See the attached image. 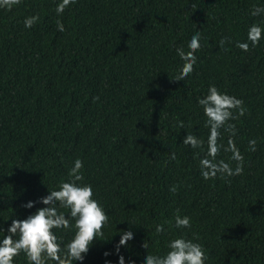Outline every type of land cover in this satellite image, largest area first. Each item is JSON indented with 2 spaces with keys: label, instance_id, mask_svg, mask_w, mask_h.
Segmentation results:
<instances>
[{
  "label": "trees",
  "instance_id": "1",
  "mask_svg": "<svg viewBox=\"0 0 264 264\" xmlns=\"http://www.w3.org/2000/svg\"><path fill=\"white\" fill-rule=\"evenodd\" d=\"M58 3L21 0L0 9V239L13 219L45 207L23 205L57 190L80 159L77 183L92 186L109 223L106 240L74 264H119L121 255L124 264H146L148 253L165 255L180 236L202 245L205 264H264V39L254 48L249 42L248 52L235 46L253 23L264 28V13L251 15L264 0H76L62 15ZM197 32L194 71L174 81L184 63L176 49L188 51ZM210 85L247 110L229 121L242 175L201 176L209 129L197 101ZM220 132L227 146L230 133ZM187 134L203 147L185 146ZM231 155L221 149L216 159L234 169ZM177 210L191 228L175 227ZM128 230L134 238L117 253ZM54 231L65 244L74 235ZM13 264H28L24 253Z\"/></svg>",
  "mask_w": 264,
  "mask_h": 264
},
{
  "label": "clouds",
  "instance_id": "2",
  "mask_svg": "<svg viewBox=\"0 0 264 264\" xmlns=\"http://www.w3.org/2000/svg\"><path fill=\"white\" fill-rule=\"evenodd\" d=\"M75 2L76 0H60L55 9L56 13L62 15L68 6ZM20 3L21 0H0V9L10 11L13 6ZM262 13H264V7H254L251 15L259 16ZM38 20V15L26 17L24 26L32 28ZM56 24L59 32L65 31L61 21L58 20ZM200 39L201 35L197 32L188 42V51H185L183 47L176 49L177 55L184 63L179 74L172 80H185L194 71L197 60L195 53L201 47ZM262 39H264V28L253 23L248 29L247 41H238L235 46L243 52H248L249 42L254 48L259 45ZM227 42V38H222L219 41L220 47L223 49ZM197 102L206 117L204 126L209 129L207 153L204 158L200 159L201 176L204 180H209L215 179L218 174L221 177L242 175L244 157L231 138L236 135V126L229 121L245 115L247 110L243 100L222 93L215 85H210L207 94L198 98ZM234 112L237 114L234 115ZM177 127L183 128V121H180ZM222 128L225 132L230 133L227 146L219 143L221 139L220 129ZM183 144L197 149L203 147L204 141L192 134H187L183 139ZM255 145V140L249 141L250 150L255 151ZM221 149L232 153L230 160L236 162L234 169L228 162L216 159ZM171 159H175V153H172ZM82 168L83 162L76 159L68 172V181H61L57 190L49 191L47 196L41 197L38 201H29L23 205V207L30 209L34 203H41L45 207L37 208L34 213L23 220H12L11 225L6 230L7 234H4L3 238L0 239V264H13L14 259L21 253H24L28 264L83 262L95 240H106L103 229L109 223V216L100 202L93 198L92 186L77 183L84 180ZM170 191L175 192V186ZM57 204L61 208L68 209V213L58 211ZM174 219L176 228H191L190 217H181L178 210ZM169 223L171 222L169 221ZM129 224L135 223L129 222ZM55 229H74V235L65 244L58 239ZM155 231L162 233L164 231L163 225H156ZM0 232L4 233V230L0 229ZM133 238L132 231H122L121 239L116 245V252L119 253L120 247L127 246V242ZM142 247L147 250L148 244L144 241ZM167 247L169 251L163 256L148 253L145 257L146 264H205L207 260L202 245L185 239L183 236L169 241ZM104 255L107 256L109 253L105 252ZM119 264H124L122 255L119 257Z\"/></svg>",
  "mask_w": 264,
  "mask_h": 264
}]
</instances>
